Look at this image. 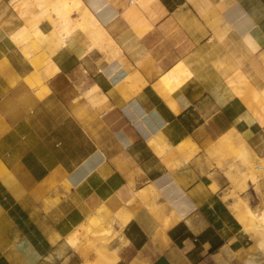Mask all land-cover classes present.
<instances>
[{
    "label": "crops",
    "instance_id": "0c3cea01",
    "mask_svg": "<svg viewBox=\"0 0 264 264\" xmlns=\"http://www.w3.org/2000/svg\"><path fill=\"white\" fill-rule=\"evenodd\" d=\"M255 160L264 0H0V264H104L96 215L112 264H264L224 198L264 209Z\"/></svg>",
    "mask_w": 264,
    "mask_h": 264
},
{
    "label": "bare ground",
    "instance_id": "6f19581e",
    "mask_svg": "<svg viewBox=\"0 0 264 264\" xmlns=\"http://www.w3.org/2000/svg\"><path fill=\"white\" fill-rule=\"evenodd\" d=\"M62 10V15H66L67 14V10L66 8H61ZM90 16V15H89ZM93 39L95 41H99L102 39V37L104 36L103 31L101 29L100 26H98L97 22L94 20L93 21ZM65 32H64V31ZM13 38L18 42H22V40H26L29 38V33L28 31L24 28L23 30H20V32L16 35H13ZM62 40L63 43L67 44L70 43L72 38L70 36V32L66 29L63 28L62 29ZM101 43V42H100ZM68 45V44H67ZM64 46V45H63ZM221 60V59H220ZM224 64V63H223ZM134 76V75H133ZM38 78V77H37ZM36 78V79H37ZM130 78V77H129ZM218 79V78H217ZM222 79V78H221ZM35 81V80H34ZM34 81H31V83L34 85ZM128 82V81H127ZM221 85V84H220ZM158 86V84H157ZM224 86V85H223ZM221 87V86H220ZM225 87V86H224ZM223 88V87H222ZM114 95V94H113ZM119 100V99H118ZM120 102V101H119ZM257 171L259 173L264 172V163L259 161L258 163L255 164L254 166ZM245 176L247 175L246 173H244ZM252 178H254V173L252 175ZM241 210V208H239V205H235V211H239ZM245 210L247 211L248 215H253L256 216L257 219L261 222V224H264V209L261 210L259 213H256L255 211H253L248 205L245 206ZM120 216V215H119ZM254 220V218H252ZM253 220L251 222H253ZM114 222L120 223L121 225L124 224L125 219L123 217H117V218H113ZM250 221V220H249ZM112 223V222H111ZM255 223V220H254ZM260 224V223H259ZM257 224V226L259 225ZM255 225V224H253ZM110 227L111 224H109V226H105L104 222L101 221V219L99 218L98 215L93 216L91 218H89L85 223H83L78 229H76L74 232H72L68 237L67 240L69 242V244H71L72 246H77L80 239L84 238V236L86 235V233L88 231H92L93 232V243L90 245V247L94 250L97 259L100 262H106L104 264H112L114 262V258H113V254H114V250L110 247L109 245V241L111 239V237L109 238L108 233L110 232ZM262 226H260L258 229H260ZM255 228V229H256ZM264 228V227H263ZM262 229V228H261ZM260 229V230H261ZM247 231V229H246ZM245 232V231H244ZM264 239V238H263ZM258 241H260L259 239H257ZM263 242V240H262ZM261 242V244H262ZM258 243V242H257ZM262 246V245H261ZM89 247V248H90ZM260 247V246H259ZM90 248V249H91ZM85 254V253H84ZM99 262V263H100ZM102 264V263H101Z\"/></svg>",
    "mask_w": 264,
    "mask_h": 264
},
{
    "label": "rangeland",
    "instance_id": "374dc122",
    "mask_svg": "<svg viewBox=\"0 0 264 264\" xmlns=\"http://www.w3.org/2000/svg\"><path fill=\"white\" fill-rule=\"evenodd\" d=\"M239 156H241V152L239 151ZM259 162V160H255L254 162H253V167H254V165L256 164V163H258ZM255 171H257V170H255ZM260 172V171H259ZM257 173H258V171H257ZM263 176H264V173H262V174H259L256 178H254V179H252V181L253 182H255V184L257 185L258 184V181H259V179L260 178H263ZM249 178V177H248ZM244 179V178H243ZM242 179V180H243ZM232 180H233V178H232ZM242 180L240 181H238L235 185H234V183L232 182V184H231V188H229L228 190H227V193H226V195L224 196V198L225 199H228V198H231L232 199V208L235 210V205H239V208H241V210H239V211H235L237 214H238V216L240 217V220H242L245 224H243V229L246 231V229H247V231L246 232H248V233H250V234H252V235H254V237H264V224H261V222L257 219V217L256 216H253V215H248V213H247V211L245 210V208L243 209L242 207H244L245 205H249V201L247 200V199H245V198H243L244 199V201L245 202H243L242 201V199H240L239 198V196H241V194H240V191H242L243 189L244 190H246V192H247V188H244L243 186H242ZM250 206V205H249ZM250 208H251V206H250ZM256 213H259V211H255ZM252 218H254V220H255V223H254V220L252 219ZM250 220V221H249ZM253 220V222H251ZM260 223V224H259ZM253 224H255V225H253ZM257 224H259L258 226H257ZM263 225V227H261L260 229H258L257 230V228L256 227H260V226H262ZM256 228V229H255ZM111 234L113 235V234H115V233H113L112 232V227H110V232L108 233V236H109V238L110 237H112L111 236ZM92 238H93V232L92 231H88L87 233H86V235L84 236V240L85 239H89V241L88 240H86V242L84 241V242H81L84 246H86V245H91L92 243H93V240H92Z\"/></svg>",
    "mask_w": 264,
    "mask_h": 264
}]
</instances>
